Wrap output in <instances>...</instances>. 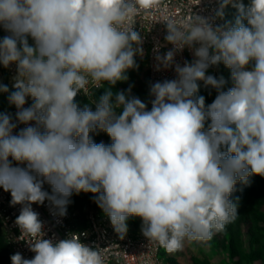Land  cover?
Here are the masks:
<instances>
[{"label":"clouds","instance_id":"9594fccd","mask_svg":"<svg viewBox=\"0 0 264 264\" xmlns=\"http://www.w3.org/2000/svg\"><path fill=\"white\" fill-rule=\"evenodd\" d=\"M157 4L0 0V65L17 66L8 95L15 119L0 112V189L22 206L16 224L35 254L14 253L11 264H104L100 248L75 235L45 239L33 204L47 200L62 217L73 193H92L121 238L128 218L139 217L149 242L174 253L224 231L238 217L237 183L264 177V0H220L216 17L236 9L222 25L194 13L184 23L162 19L173 47L156 56V69L174 67L175 78L150 83L149 109L131 86L113 88L144 56L134 16ZM185 47L194 59L181 65L175 56ZM220 63L230 70L227 90L223 76L208 74ZM198 82L215 90L212 103L197 95ZM89 84L107 85L91 100L95 110L76 101L92 95ZM18 124L25 127L14 132ZM98 131L111 143L94 142Z\"/></svg>","mask_w":264,"mask_h":264},{"label":"built area","instance_id":"2783aa9c","mask_svg":"<svg viewBox=\"0 0 264 264\" xmlns=\"http://www.w3.org/2000/svg\"><path fill=\"white\" fill-rule=\"evenodd\" d=\"M220 0H158V4L151 9H140L133 18L134 30L140 32L144 49V56L135 57L136 61L142 63L147 70V104L151 108L149 95L150 83L163 80H171L175 78L174 67L163 68L158 71L156 69V56L163 55L173 46L165 40L167 33L166 23L162 19L171 16L177 23H184L192 19L193 13L210 19L214 25H222L228 20L215 16L216 10L219 8ZM225 10V9H224ZM194 59L190 49L185 47L175 56V62L183 65L185 61L191 62ZM0 73H4L8 83L13 85L14 78L17 75V66L13 63L5 68L0 65ZM222 73L221 63L212 66L208 70V74L219 75ZM201 84V82H198ZM102 85L97 89L94 85L87 86L89 93L86 96L82 92L77 95L78 98L91 103V100L97 99V94L104 88ZM32 99L27 98L24 107L32 104ZM17 109L15 105H8L1 111L12 114L15 119ZM25 127L18 124L14 132ZM100 136L107 135L102 131L96 132ZM45 190L51 191L50 187L45 184ZM20 204H11V194L0 189V228L6 245L11 254L21 253L24 258L31 259L34 253L30 251L29 235L21 232L16 224V218L20 213ZM33 209L39 213L41 221L44 223L45 239H64L69 235L77 236L80 241L90 247L100 248L104 258V264H164L160 258L162 247L157 243H150L142 232H134L127 227V232L123 238L117 234L109 218L105 214L96 212H88L86 216H81L79 211L70 209L67 206L65 216L54 215L50 211L49 202L46 200L44 204H33Z\"/></svg>","mask_w":264,"mask_h":264},{"label":"rangeland","instance_id":"374dc122","mask_svg":"<svg viewBox=\"0 0 264 264\" xmlns=\"http://www.w3.org/2000/svg\"><path fill=\"white\" fill-rule=\"evenodd\" d=\"M245 5L249 0H243ZM224 16L228 21H234L236 9L231 5L224 10ZM7 33L0 28V38ZM29 43H33L29 38ZM139 65L136 69H129L128 80L118 82L113 91L126 90L131 86L132 94L146 102L147 94V70L146 67L136 61ZM227 83L225 90L232 86L230 70L222 63V73ZM0 83L9 88V93H0V111L9 103L8 95L13 91V85L8 83L4 73H0ZM211 92V95L209 94ZM197 95L205 97V103L210 104L215 98L216 92L207 89L200 84ZM80 107L89 105L95 110V105L90 102L77 100ZM7 103V104H6ZM94 142L110 144L108 135L100 136L96 132L90 134ZM236 191L231 199L237 204L238 217L233 223L226 226L225 230L214 235L207 242H185L182 251L169 253L162 247L160 258L164 264H264V177L253 175L249 177L247 185L237 183ZM239 197L237 200L236 198ZM67 205L70 209L79 211L80 215L86 216L88 212L104 214L94 199V194L80 192L73 193ZM127 227L134 232H142V220L139 217H129L126 221ZM11 252L4 242L0 228V264H11Z\"/></svg>","mask_w":264,"mask_h":264},{"label":"trees","instance_id":"16d2710c","mask_svg":"<svg viewBox=\"0 0 264 264\" xmlns=\"http://www.w3.org/2000/svg\"><path fill=\"white\" fill-rule=\"evenodd\" d=\"M221 65H222V63H221ZM105 87H107V85H105L104 88H105ZM104 88H103V89L97 94V98L103 93ZM76 99L79 100V101H81V102H87V101H85V100H83V99H80V98H78V97H76ZM146 103H147V94H146ZM6 104H7V103H6ZM7 105H8V104H7ZM7 105H6V106H7ZM148 108H149V107H148ZM149 109H150V108H149ZM2 110H3V109H2ZM2 110H1V111H2ZM1 111H0V112H1ZM2 237H3V236H2ZM3 239H4V238H3ZM4 242H5V241H4Z\"/></svg>","mask_w":264,"mask_h":264}]
</instances>
